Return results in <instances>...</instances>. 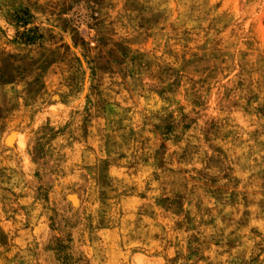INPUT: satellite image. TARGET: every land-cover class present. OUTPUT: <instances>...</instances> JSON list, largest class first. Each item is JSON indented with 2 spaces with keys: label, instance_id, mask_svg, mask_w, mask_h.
Here are the masks:
<instances>
[{
  "label": "rangeland",
  "instance_id": "rangeland-1",
  "mask_svg": "<svg viewBox=\"0 0 264 264\" xmlns=\"http://www.w3.org/2000/svg\"><path fill=\"white\" fill-rule=\"evenodd\" d=\"M0 264H264V0H0Z\"/></svg>",
  "mask_w": 264,
  "mask_h": 264
},
{
  "label": "bare ground",
  "instance_id": "bare-ground-1",
  "mask_svg": "<svg viewBox=\"0 0 264 264\" xmlns=\"http://www.w3.org/2000/svg\"><path fill=\"white\" fill-rule=\"evenodd\" d=\"M12 139H13V138H12ZM12 139H11V140H12ZM14 140H15V139H14Z\"/></svg>",
  "mask_w": 264,
  "mask_h": 264
}]
</instances>
